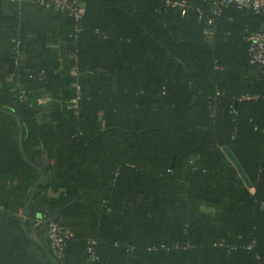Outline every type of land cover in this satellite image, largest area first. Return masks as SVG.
Listing matches in <instances>:
<instances>
[{
  "label": "trees",
  "instance_id": "16d2710c",
  "mask_svg": "<svg viewBox=\"0 0 264 264\" xmlns=\"http://www.w3.org/2000/svg\"><path fill=\"white\" fill-rule=\"evenodd\" d=\"M78 1L79 22L50 9L79 73L78 113L62 97L51 122L37 119L32 104L65 87L51 49L33 71L45 91L22 92L19 67L0 89V264H53L20 222L42 174L24 226L52 254L47 219L71 230L59 264H264V64L249 41L264 14ZM2 33L20 60L21 31Z\"/></svg>",
  "mask_w": 264,
  "mask_h": 264
},
{
  "label": "crops",
  "instance_id": "0c3cea01",
  "mask_svg": "<svg viewBox=\"0 0 264 264\" xmlns=\"http://www.w3.org/2000/svg\"><path fill=\"white\" fill-rule=\"evenodd\" d=\"M14 26L21 31L24 38L18 64L12 42L1 39L4 35L2 32L11 30ZM61 32V22L56 19L52 10L40 7L30 0H0V89L13 80L19 67L26 75L19 82L22 92L36 94L45 91L41 79L33 71L43 64L46 49L54 50L58 54L59 79L65 87L47 94L49 97H42V102L33 103L39 122H51L52 115L57 113L54 103L62 97L68 103L75 94L77 76L66 68V62L71 56L68 53V42Z\"/></svg>",
  "mask_w": 264,
  "mask_h": 264
},
{
  "label": "built area",
  "instance_id": "2783aa9c",
  "mask_svg": "<svg viewBox=\"0 0 264 264\" xmlns=\"http://www.w3.org/2000/svg\"><path fill=\"white\" fill-rule=\"evenodd\" d=\"M40 7H45L47 9H55L69 14L70 16L75 17L77 22H79L84 14V4L78 0H30ZM187 1L188 0H167V5L179 6L182 9L183 15L187 11ZM216 4L215 12L220 13L223 7H232V8H251L258 13L264 14V0H213ZM80 26H77V32L80 31ZM251 43V52L252 58L251 63L255 65L264 64V32L260 31L252 34L249 37ZM21 41H17V45L20 46ZM20 50H16L17 55V64L19 63L18 56L20 55ZM73 73L75 76H78V70L73 68ZM24 94V93H22ZM255 98V97H249ZM81 101V88L80 85L76 84L74 97L68 101L66 108L74 113H78L80 109ZM37 102H42V98L38 99ZM33 105V104H32ZM45 217V215H44ZM48 221V232L49 240L52 248L53 255L61 258L64 254V249L67 244V241L73 237V233L68 229L64 224L55 218L47 219ZM95 241L93 242V244Z\"/></svg>",
  "mask_w": 264,
  "mask_h": 264
},
{
  "label": "water",
  "instance_id": "95a60500",
  "mask_svg": "<svg viewBox=\"0 0 264 264\" xmlns=\"http://www.w3.org/2000/svg\"><path fill=\"white\" fill-rule=\"evenodd\" d=\"M16 116V115H15ZM16 118L19 120L20 125H21V147H22V138H23V126H22V122L19 119L18 116H16ZM223 151L226 154V156L228 157V159L230 160V162L233 164V166L236 168V170L239 173V176L241 177V179L244 181V183L246 184V186L248 188H252L253 184L250 181L246 171L244 170L243 166L241 165L239 159L237 158V156L235 155V153L231 150V148L229 146H225L223 147ZM45 179V175L42 174V179L41 181L35 186L32 194H31V198L28 201L27 206L25 207L22 216L20 218V222L21 225L23 227V229L25 230L26 234L28 235V237L34 241H36L38 244H40V246L42 247V249L44 250L45 254L47 255V257L49 258V260L53 263V264H59L57 259L55 258V256L51 253V251L38 239V238H34L25 228L24 226V221L26 216H29L31 214V211L33 209V196L35 194V192L38 190L39 185L42 183V181Z\"/></svg>",
  "mask_w": 264,
  "mask_h": 264
}]
</instances>
